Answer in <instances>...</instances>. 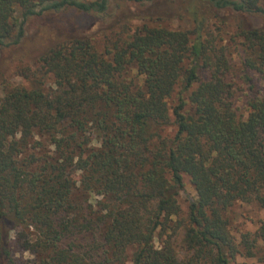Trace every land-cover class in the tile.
I'll return each mask as SVG.
<instances>
[{"label": "trees", "instance_id": "1", "mask_svg": "<svg viewBox=\"0 0 264 264\" xmlns=\"http://www.w3.org/2000/svg\"><path fill=\"white\" fill-rule=\"evenodd\" d=\"M161 1L0 0V52L33 16L95 19L2 86L0 264H231L264 243V218L237 238L228 215L264 210V0H191L189 29L143 14ZM223 11L263 23L212 29Z\"/></svg>", "mask_w": 264, "mask_h": 264}, {"label": "rangeland", "instance_id": "2", "mask_svg": "<svg viewBox=\"0 0 264 264\" xmlns=\"http://www.w3.org/2000/svg\"><path fill=\"white\" fill-rule=\"evenodd\" d=\"M162 2V1H161ZM174 3L162 2L158 5L145 7L143 14L151 12L156 14L160 10L169 8V16L163 22L164 25L174 29L191 28L189 10L193 5L191 0H174ZM137 5L124 4L121 6V12L126 13L134 8L138 9ZM202 10V8H201ZM123 12V13H124ZM236 15V14H235ZM208 24L212 29L216 26H223L225 31L234 29V25L241 20L243 24L254 23L261 24L263 19L259 16H247L241 18L236 15H226L221 12L219 17H213V13L206 14ZM132 24H141L142 19L132 18ZM238 21V22H237ZM95 19L91 16L81 14L74 10H63L60 12L47 13L31 17L25 25V36L18 46L3 49L0 52V96L2 94V86L4 83L24 84L26 81L19 75V67L23 65H32L47 48L54 45L60 39L73 34H85L86 31L92 29L94 31ZM225 24V25H223ZM93 27V28H91ZM92 33V31H90ZM50 85V83H49ZM51 86V85H50ZM174 91L171 97L168 98V104L173 106L176 101V92ZM236 109L239 113L246 114L245 105L242 97L238 96L236 100ZM184 189L178 196V202L182 213L185 214L187 206L195 195V191L189 182L187 176H184ZM231 219L230 227L238 238L242 231H254L261 219L264 218V210L260 209L255 204L236 203L228 212ZM179 239V238H178ZM180 252V251H179ZM181 253V252H180ZM25 258H29L28 253H24ZM231 264H264V243H259V248L253 257L236 256L231 261Z\"/></svg>", "mask_w": 264, "mask_h": 264}]
</instances>
